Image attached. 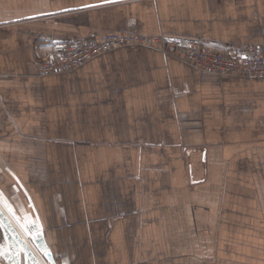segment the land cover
Returning a JSON list of instances; mask_svg holds the SVG:
<instances>
[{"label": "crops", "instance_id": "obj_1", "mask_svg": "<svg viewBox=\"0 0 264 264\" xmlns=\"http://www.w3.org/2000/svg\"><path fill=\"white\" fill-rule=\"evenodd\" d=\"M262 18L264 0H0V190L38 216L36 248L57 264H264V76L138 46L39 68L53 40L110 32L258 44Z\"/></svg>", "mask_w": 264, "mask_h": 264}, {"label": "built area", "instance_id": "obj_2", "mask_svg": "<svg viewBox=\"0 0 264 264\" xmlns=\"http://www.w3.org/2000/svg\"><path fill=\"white\" fill-rule=\"evenodd\" d=\"M261 27L262 42L258 44L209 43L204 38L118 32L95 39L53 40L40 59L39 68L42 74L70 72L102 54L125 46H138L156 49L165 55L179 54L204 72L221 76H264V18Z\"/></svg>", "mask_w": 264, "mask_h": 264}, {"label": "snow or ice", "instance_id": "obj_3", "mask_svg": "<svg viewBox=\"0 0 264 264\" xmlns=\"http://www.w3.org/2000/svg\"><path fill=\"white\" fill-rule=\"evenodd\" d=\"M94 6L95 5L85 4L82 7L83 8H90V7H94ZM76 10L77 9L67 8V9H62L61 11L62 12H70V11H76ZM0 204H2L4 207L7 208L8 212L13 216L14 219H16L18 221V223L21 224V226L24 228L25 232L27 234H29L33 240H39V239L43 238V236H42V231H43L42 225H40L38 223V219H39L38 216H36L35 218L30 217L28 215V213L24 211L22 205H21L19 211L21 213H23V215L22 216L18 215L17 210L8 202L7 198L3 194L2 190H0ZM2 215H3V208H0V216H2ZM0 227L8 229L11 227V225H10V222H9V224H3L2 222H0ZM33 232L35 233L34 235L32 234ZM13 234L16 236V242L19 246L17 248L16 254H19L20 251H24L25 253H28L29 250L25 246V241L23 240V238L20 237L18 233H15L14 230H13ZM41 250L44 252L45 256L49 259L51 264H54V259L52 257V253H51L50 249L47 248L46 244ZM8 251H10V249H8L6 247V243H0V256L6 255ZM30 259L32 260V264H39V261L35 260L34 256L30 255ZM66 264H67V262H66Z\"/></svg>", "mask_w": 264, "mask_h": 264}, {"label": "water", "instance_id": "obj_4", "mask_svg": "<svg viewBox=\"0 0 264 264\" xmlns=\"http://www.w3.org/2000/svg\"><path fill=\"white\" fill-rule=\"evenodd\" d=\"M0 208H2L1 205ZM0 222H2L3 224H9L10 222L11 225V227L8 229L0 227V243H6V247L10 249V251H8L6 255L0 256V264H32L30 255L34 256V259L38 260L39 264H44V262H46L47 264H51V262L45 256L44 252L41 250L40 247L33 248L31 246V244L29 243L30 240L27 241L23 233L14 224V222L11 220V218L4 209H3V215L0 216ZM13 230L15 233H18L19 236L22 237L23 240L25 241V246L29 250L28 253H25L24 251H20L19 254H16L17 248L19 246L16 242V236L13 234ZM52 257L54 259V264H57L56 259L53 256V253H52Z\"/></svg>", "mask_w": 264, "mask_h": 264}, {"label": "rangeland", "instance_id": "obj_5", "mask_svg": "<svg viewBox=\"0 0 264 264\" xmlns=\"http://www.w3.org/2000/svg\"><path fill=\"white\" fill-rule=\"evenodd\" d=\"M6 210L7 208L4 207ZM8 212V210H7ZM9 213V212H8ZM10 214V213H9ZM10 216L13 218V216L10 214ZM13 220L16 222V224L20 227V229H22V232L24 233V235L30 240V242L32 243V245L34 246L32 240L29 238V236L27 235V233L24 231V229L20 226V224L18 223V221L16 219L13 218ZM35 247V246H34ZM47 264V263H46Z\"/></svg>", "mask_w": 264, "mask_h": 264}, {"label": "bare ground", "instance_id": "obj_6", "mask_svg": "<svg viewBox=\"0 0 264 264\" xmlns=\"http://www.w3.org/2000/svg\"><path fill=\"white\" fill-rule=\"evenodd\" d=\"M45 264V263H44Z\"/></svg>", "mask_w": 264, "mask_h": 264}]
</instances>
